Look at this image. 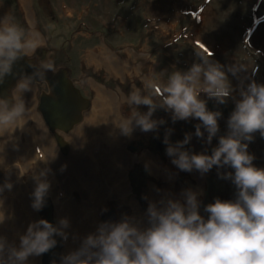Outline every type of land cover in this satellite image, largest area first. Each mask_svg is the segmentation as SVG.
<instances>
[{"label": "clouds", "instance_id": "clouds-1", "mask_svg": "<svg viewBox=\"0 0 264 264\" xmlns=\"http://www.w3.org/2000/svg\"><path fill=\"white\" fill-rule=\"evenodd\" d=\"M43 46V40L28 33L10 17L0 18V84L12 74L13 64ZM54 72L53 69L47 68ZM240 69L223 65L210 58H201L186 70H174L162 87L147 84L148 94L139 89L132 91L126 100L130 108L127 124H117L122 134L129 136L133 121L142 132H155L165 121L153 119L157 109L172 113V121L194 118L201 123L195 126V136L208 144L219 132L220 111H210L201 93L217 104L227 103L232 96L228 74L236 75ZM42 78V77H41ZM23 82V83H22ZM32 79L18 83L13 103L0 99V137L11 135L27 122L28 108L22 98L31 91ZM156 93H159L157 96ZM228 120L227 135L219 137L218 146L211 155L190 154L185 150L192 134H185L182 141L169 142L172 130L166 131L163 142L166 154L181 171L198 170L207 173L214 166L230 167L234 172L223 174L237 189L234 201L216 199L204 206L207 218L201 215V202L197 194L188 190L185 201L169 199L164 207L150 203L147 209L150 226L141 230L128 219L120 222H103L95 234L88 235L81 247L61 258V264H264V168L254 166V156L248 152V142L257 131L264 137V84L254 80L240 93ZM148 111L140 112L139 106ZM47 162V160H45ZM62 166L61 170H65ZM50 171V170H48ZM47 171L33 177L36 187L32 193L31 207L40 211L46 206L50 182ZM43 177V178H42ZM11 183L0 187L12 189ZM0 200V224L7 218ZM70 227L67 218L54 226L45 219L29 224L15 247L0 236V264H26L30 256H40L56 247L55 236L68 239L65 229Z\"/></svg>", "mask_w": 264, "mask_h": 264}, {"label": "rangeland", "instance_id": "rangeland-1", "mask_svg": "<svg viewBox=\"0 0 264 264\" xmlns=\"http://www.w3.org/2000/svg\"><path fill=\"white\" fill-rule=\"evenodd\" d=\"M28 8L43 46L30 57L24 58L35 59L45 69L54 70H49L48 74L66 70L65 79L69 85L90 102L93 84L103 86L115 94L121 92L126 98L136 89L148 94L150 90L146 89L147 84L162 87L172 71H186L192 64L199 63L201 58H210L220 63L225 71L229 67L240 69L236 75L228 74L233 92L227 103L217 104L201 93L200 98L207 101L210 111L222 113L218 120L220 130L211 144L206 142L207 132L203 127L201 131L204 132V138L195 136V126L201 123L199 120L189 118L173 123L172 113L161 108L157 109L152 118L163 119L165 123L157 131L142 133L126 143L125 150L132 156L149 153L165 159L168 156L167 145L163 140L168 129L172 130L170 143L175 144L182 141L185 134H192L185 150L190 154L211 155L212 149L218 146L219 137L227 135L229 131L227 120L236 101L241 98V91L253 80L264 84V0H28ZM0 9L6 11V16L25 31L28 29L17 0H0ZM102 47L121 59L126 57L134 68H137V63L144 65L143 77L130 78L126 68H123L121 79L115 80L106 73L104 67L88 65L84 59L85 52ZM44 85L43 80L34 82L35 101L38 99V105L40 97L47 94ZM12 87L9 86L8 90ZM0 99L4 98L0 96ZM33 110L39 122L34 121L31 111L24 126L16 129V135L10 138H15L12 145L16 147L12 149L29 143L30 126L35 122L50 136L60 160L67 161L69 152L71 157H77L79 151L72 147L74 139L66 135L69 129L66 132L55 129L52 136L38 109L34 107ZM84 110L80 112L81 115ZM121 110L127 114L129 106L125 104ZM138 110L143 113L148 108L141 105ZM248 152L255 157L254 166L264 168V137L258 131L253 134V140L248 142ZM228 172L234 170L227 166L219 169L214 166L203 174V187L198 200L201 202L200 213L205 218L208 215L204 212L205 205L213 203L217 198L222 201L236 199L235 185L231 180L222 178ZM149 179V169L141 160L133 161L125 171L127 199H131L141 209L146 208L145 195ZM47 200L51 208L53 203L48 197ZM110 205L107 204V208L101 210L103 215H114ZM117 214L118 211L115 216ZM48 217L54 225L53 213ZM54 238L57 245L50 250L52 257L49 256L48 262L42 255L41 264H61L63 241L59 236Z\"/></svg>", "mask_w": 264, "mask_h": 264}, {"label": "bare ground", "instance_id": "bare-ground-1", "mask_svg": "<svg viewBox=\"0 0 264 264\" xmlns=\"http://www.w3.org/2000/svg\"><path fill=\"white\" fill-rule=\"evenodd\" d=\"M17 4L28 24L26 32L37 35L41 39L30 18L28 0H17ZM5 16L6 11L0 9V18ZM138 58L141 59L140 56ZM84 59L88 65L104 67L106 73L115 80L121 79L123 68H126L130 78H134L142 76V70L145 67L137 63V68H134L127 62L126 57L121 59L105 47L85 52ZM29 71V78L36 77L45 82L47 94L43 95L52 98L44 76L53 84L59 79L58 74H47L49 69H45L37 61L31 63ZM24 79L18 78L11 90H7L10 96L7 94L4 99L13 103V96L17 94L16 87ZM34 82L32 80V90L24 92L22 96L28 113L31 111L33 113L35 104L38 103V99L37 102L35 101ZM91 91L92 100L86 111L84 110L79 122L71 126L68 134L65 133L74 139L75 143L72 147H76L79 151L77 157H71L72 154L70 155L69 152L67 161L59 159L50 136L44 133V130L39 127L40 124L35 123L39 122L35 113H33L35 122L30 126L29 143H24L21 148L12 149L16 147L12 145L15 138H10L16 135L15 132L0 137V187H3L6 182L13 185L10 191L4 188L3 192H0V200L3 201L2 210L6 217H10L0 224V236L6 238L9 244L18 248L20 236L26 233L29 224L40 220L39 217L50 222L48 215L53 213L54 226L58 225L62 218H67L70 222V227L65 229L68 233L67 241L60 237L63 241V257L79 249L83 240L88 235L95 234L103 222H120L128 219L144 230L150 226L147 215L150 203L156 204L157 208L164 207L169 199L184 203V194L188 190L195 192L199 199L203 187V174L196 169L191 172L181 171L172 163L173 158L169 156L162 160L149 153H139L137 156L127 153L126 143L146 133L142 132L134 121L133 131L129 136L122 134L117 126L121 122L127 124V117L131 110L129 108L127 114H123L121 110L127 104V98L121 92L115 94L96 84L91 86ZM72 112L66 107L61 119L63 121L69 119ZM61 123L63 122H60L58 126H63ZM52 134L54 135V131ZM136 160H141L149 169L150 179L145 195V209L139 208L131 199H127L124 175L129 165ZM62 166H66L63 171ZM42 171H47L46 179L50 182L47 197L51 199L53 205L50 208L47 200L42 210L35 211L31 207L32 193L36 187L33 177ZM181 174L182 177L179 178ZM107 204H111L114 215L107 213L105 216L101 213V210L107 208ZM116 211L118 214L115 216ZM42 255L48 262L49 256L52 257L50 251ZM42 255L30 256L26 264H41Z\"/></svg>", "mask_w": 264, "mask_h": 264}, {"label": "water", "instance_id": "water-1", "mask_svg": "<svg viewBox=\"0 0 264 264\" xmlns=\"http://www.w3.org/2000/svg\"><path fill=\"white\" fill-rule=\"evenodd\" d=\"M33 61L36 62L37 60L25 59L24 57H22L13 64L12 74L6 75L4 78V82L0 84V96L2 98H4L8 94L7 90L9 86L14 85V82L18 78L23 77L26 79L30 77L29 68L31 67V63ZM56 74H58L59 79L56 83L53 84L50 83V80H47L49 78L44 76V79H46L53 97L48 98V96L46 97V95H42L39 99V105L37 109L42 116L43 122L50 132L55 131V129L61 132H66L71 128L73 124L80 120V112L87 108L90 101L82 98L79 95V91L69 85V83L65 79V77H67L66 70H61ZM50 79L52 80L53 78ZM32 80L39 81L36 77ZM66 107L68 110H72L73 112L71 113L69 119L63 121L61 118L63 117V113L65 112ZM60 122H63L61 123L63 126H58Z\"/></svg>", "mask_w": 264, "mask_h": 264}, {"label": "flooded vegetation", "instance_id": "flooded-vegetation-1", "mask_svg": "<svg viewBox=\"0 0 264 264\" xmlns=\"http://www.w3.org/2000/svg\"><path fill=\"white\" fill-rule=\"evenodd\" d=\"M38 104L35 105V108L37 109ZM43 121V120H42Z\"/></svg>", "mask_w": 264, "mask_h": 264}]
</instances>
